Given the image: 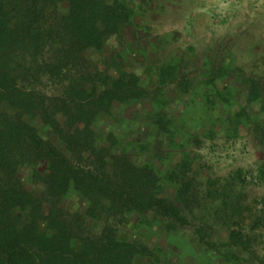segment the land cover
<instances>
[{"label":"trees","instance_id":"obj_1","mask_svg":"<svg viewBox=\"0 0 264 264\" xmlns=\"http://www.w3.org/2000/svg\"><path fill=\"white\" fill-rule=\"evenodd\" d=\"M131 4L133 0H0V264H135L139 259L161 264L165 251L160 246L121 233L129 217L149 223V213L165 224L169 237L197 222L193 233L198 241L223 261L239 263V255L246 254L243 262L264 264V247L254 250L264 217L250 216L249 228L244 227L249 204L238 191L247 183L242 170L207 177L202 189L194 158L187 153L164 173L157 165L161 154H152L176 145L164 114H157L161 128L154 145H138L137 155L150 153L151 161L135 162L131 143L129 150H115L119 139L114 132L97 133L95 125L112 116L113 105L124 109L147 99L140 77L116 58L101 64L89 58L90 52H104L112 37L122 39L124 28L132 25ZM171 69L162 70L160 84L183 92L186 81L179 66L174 73ZM212 70L207 84L230 77L225 68ZM246 80L245 106L228 120L234 128L250 125L264 148V78ZM48 85L55 93H46ZM223 91V97L215 96L220 105H235L233 87ZM254 104L256 116L248 111ZM193 139L199 147L198 136ZM22 170L29 174L31 189ZM259 172L264 184V165ZM167 185L175 187L172 200L163 194ZM72 195L84 203V211L66 206ZM216 229L226 233L220 244L211 240Z\"/></svg>","mask_w":264,"mask_h":264},{"label":"rangeland","instance_id":"obj_2","mask_svg":"<svg viewBox=\"0 0 264 264\" xmlns=\"http://www.w3.org/2000/svg\"><path fill=\"white\" fill-rule=\"evenodd\" d=\"M131 6L132 25L124 28L122 39L112 37L104 52H90L89 58L93 63H107L116 58L126 71L140 77V86L147 89V99L124 109L113 105L112 116L95 125L97 133L106 136L114 132L119 139L115 150H129L131 143L134 148L130 152L137 157L135 162L151 161L150 153L137 155L138 145L150 148L154 145L160 127L157 114H164V119L170 122L169 130L174 132V142L183 144V148L167 144L169 151L166 147L160 153L152 151L162 156L157 162L159 169L169 171L188 153L194 158L192 168L202 189L207 177L224 178L242 170L247 183L239 185L238 191L241 188L247 197L249 212L244 227L249 228L251 219L264 217V184L258 180L264 165V148L253 138L250 125L234 128L228 119L245 106L246 77L264 78V0H133ZM116 55L121 57L118 59ZM178 66L180 77L186 81L182 84L185 92L160 84L162 70L171 67L174 73ZM216 67L227 69L230 77L218 79L215 85L207 84ZM225 87H233L235 91L236 101L231 107L220 105L217 99L218 95H225ZM45 91L51 95L55 88L48 85ZM248 111L256 116L258 105ZM41 134L46 135V131ZM194 135L200 140L199 147L193 143ZM49 139L60 150L64 149L55 137ZM26 171L22 170L20 176L31 189ZM174 193V186L164 188V196L171 200ZM65 204L70 210L84 211V203L75 195L67 198ZM147 219L149 223L140 224L136 217H129L121 233L128 239L141 236L147 246H160L165 251L161 264H249L242 261L246 254L239 255V263L234 259L226 262L214 251L206 250L193 233L195 221L169 237L165 224L156 220L154 214L149 213ZM102 220L106 222L108 218L104 215ZM94 226L101 229L98 223ZM259 229L262 235L254 245L257 252L264 247V222ZM225 238L226 233L216 229L211 240L220 244ZM216 250L223 253L227 249L218 246ZM135 264L155 263L139 259Z\"/></svg>","mask_w":264,"mask_h":264},{"label":"flooded vegetation","instance_id":"obj_3","mask_svg":"<svg viewBox=\"0 0 264 264\" xmlns=\"http://www.w3.org/2000/svg\"><path fill=\"white\" fill-rule=\"evenodd\" d=\"M235 92V91H234Z\"/></svg>","mask_w":264,"mask_h":264}]
</instances>
